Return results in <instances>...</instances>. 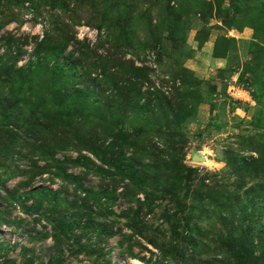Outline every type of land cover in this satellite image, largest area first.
<instances>
[{"label":"rangeland","instance_id":"obj_1","mask_svg":"<svg viewBox=\"0 0 264 264\" xmlns=\"http://www.w3.org/2000/svg\"><path fill=\"white\" fill-rule=\"evenodd\" d=\"M261 149L264 0H0V264L210 260L214 244L189 252L165 223L170 200L148 214L120 161L148 171L168 152L233 190L227 162ZM75 179L115 194L95 203ZM241 186L264 191V162Z\"/></svg>","mask_w":264,"mask_h":264},{"label":"trees","instance_id":"obj_2","mask_svg":"<svg viewBox=\"0 0 264 264\" xmlns=\"http://www.w3.org/2000/svg\"><path fill=\"white\" fill-rule=\"evenodd\" d=\"M21 68L19 71L27 70L29 72L25 73L31 75L32 64ZM145 71H137L138 79L145 76ZM30 75H23L19 81L22 86L27 84L24 79ZM19 82H14L13 86L9 88L10 96L20 93ZM250 146L251 144L245 145L244 150ZM134 155L136 154L134 153ZM164 155V161L159 166L146 165L148 171H145V167L139 164L131 167L121 159V172L128 181L129 187L135 186L137 190L142 189L144 200L142 202L138 200V202L147 209L148 214L152 213L154 201L168 199L172 202L173 209H169L172 211L170 216L165 215V223L176 234V238L178 237L190 245L189 252L191 244L193 245L192 253L197 252L199 244L196 238L200 240L204 238L203 240L206 239L215 246L213 258L210 260L194 263L193 254L184 258L178 252L175 253V260L179 264H256L257 262L262 264L264 262V207L259 205V200L264 202V191L255 196V199L249 200L248 194L244 193L246 191L242 192L241 184L249 172L263 164L264 149L259 151L258 158L248 160V162L242 161L237 156L227 162L230 170L229 175L232 174L236 180L233 190L208 179H202L203 182L195 185V175L198 174V169L186 167L183 164V159L177 165L172 159L166 157L168 152ZM146 172L150 175H147ZM13 176L10 175L0 183L10 181L14 178ZM215 176L211 175V177ZM75 180L78 192L90 197L95 203H98L102 198V194L105 197L115 194L114 191H98L93 187H83L78 179ZM123 196L125 198L126 194ZM141 214V208L137 207L131 217H129L128 210L123 211L121 217L140 221ZM178 214L180 215L177 218ZM174 218H177L178 221L175 220L177 224H171V220ZM135 230V234L141 237V231L137 228ZM162 253L165 255L166 251Z\"/></svg>","mask_w":264,"mask_h":264},{"label":"water","instance_id":"obj_3","mask_svg":"<svg viewBox=\"0 0 264 264\" xmlns=\"http://www.w3.org/2000/svg\"><path fill=\"white\" fill-rule=\"evenodd\" d=\"M191 161L194 162V163H199V162H201V158L198 155L193 154L191 156Z\"/></svg>","mask_w":264,"mask_h":264},{"label":"bare ground","instance_id":"obj_4","mask_svg":"<svg viewBox=\"0 0 264 264\" xmlns=\"http://www.w3.org/2000/svg\"><path fill=\"white\" fill-rule=\"evenodd\" d=\"M200 158H201V157H200ZM201 162H203L204 164H205V163L208 164L207 161H206L204 158H201ZM203 163H202V164H203Z\"/></svg>","mask_w":264,"mask_h":264}]
</instances>
